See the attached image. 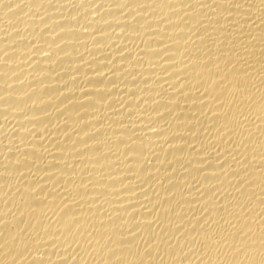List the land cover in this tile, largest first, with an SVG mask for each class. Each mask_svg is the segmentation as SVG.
<instances>
[{
	"label": "bare ground",
	"instance_id": "bare-ground-1",
	"mask_svg": "<svg viewBox=\"0 0 264 264\" xmlns=\"http://www.w3.org/2000/svg\"><path fill=\"white\" fill-rule=\"evenodd\" d=\"M0 264H264V0H0Z\"/></svg>",
	"mask_w": 264,
	"mask_h": 264
}]
</instances>
